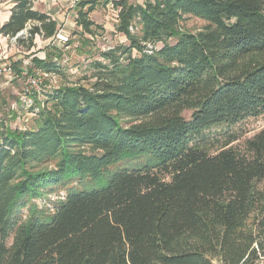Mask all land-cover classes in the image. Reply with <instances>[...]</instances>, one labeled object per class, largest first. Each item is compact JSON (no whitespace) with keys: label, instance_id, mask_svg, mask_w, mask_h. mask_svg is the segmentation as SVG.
Masks as SVG:
<instances>
[{"label":"trees","instance_id":"trees-1","mask_svg":"<svg viewBox=\"0 0 264 264\" xmlns=\"http://www.w3.org/2000/svg\"><path fill=\"white\" fill-rule=\"evenodd\" d=\"M33 1L0 26L32 22L26 51L59 28ZM104 2L125 42L44 92L28 127L0 118V264H264V127L243 128L264 116V0ZM94 4L73 35L95 34ZM60 56L26 70L62 75ZM220 126L239 130L203 141Z\"/></svg>","mask_w":264,"mask_h":264},{"label":"rangeland","instance_id":"rangeland-1","mask_svg":"<svg viewBox=\"0 0 264 264\" xmlns=\"http://www.w3.org/2000/svg\"><path fill=\"white\" fill-rule=\"evenodd\" d=\"M94 1V9L89 13V18L95 23V34L83 33L82 35H73L75 30H80L76 28L75 25V12L69 14V17L64 16V23L57 22L59 27L65 31L69 38L72 39V43L68 46H63L60 48L55 47V44L50 41L48 38H43L42 36H34L33 43L34 46L26 51L23 47L11 43L9 41L0 43V58L5 62L13 63L16 60L29 61L34 54L38 57H44L45 54L51 52L53 55H56L57 52H61L62 58L66 57V63L62 64L63 74L56 75L55 79L50 82L46 80L41 86V93H33L31 95L33 105L41 103L44 100V92L52 90L53 88L63 84L68 81H77L86 75H89V70L87 69V64L93 58L98 56L99 50H104L108 47L114 46L117 43L125 42L123 36L116 34L114 32V23L115 17L112 12V8L108 7L110 4L105 3L104 0H90ZM139 1V0H131ZM71 9V7H62L66 13ZM68 14V13H67ZM203 22L196 18H188L181 23L182 29L194 32L201 28ZM83 39H88V43L84 44ZM69 40V39H68ZM60 56V57H61ZM64 60V59H63ZM19 77L13 79L9 83H5V80L0 78V118L3 119L5 125L11 129L17 128L22 130L24 127H28L31 122V117L27 115V110L22 108L19 97L22 94L23 88L26 87L25 78ZM85 82V81H81ZM184 115L187 116L188 113L184 112ZM264 127V116L258 117L256 119H249L244 125L243 128L246 130V137L251 136L253 133ZM239 130L238 126H220L217 128H211L206 130L204 133V139L209 142L215 141L217 138L220 139L229 132H236ZM202 141V142H203ZM100 185L94 183L93 186L86 187L87 189L98 188ZM63 194V193H62ZM47 198L54 199L56 198L53 194L47 196ZM39 206H42L43 203L47 206L51 204L47 202L45 198L37 200ZM212 264H219L216 261H213Z\"/></svg>","mask_w":264,"mask_h":264},{"label":"built area","instance_id":"built-area-1","mask_svg":"<svg viewBox=\"0 0 264 264\" xmlns=\"http://www.w3.org/2000/svg\"><path fill=\"white\" fill-rule=\"evenodd\" d=\"M82 1H85V0H68V2L72 6L78 5ZM109 4L110 5L108 7L112 8V12L114 13L115 22H116L118 11L117 9L113 8L110 2ZM32 24H33L32 22L27 23L24 29L20 30L12 37L10 38L6 37V38L8 39L9 42L16 44V40L18 37L26 38L29 35L28 29H30ZM34 36H39V34H35ZM49 39L52 42V44L53 43L55 44V47L57 48L62 49L61 47L68 46L66 44L68 42L69 37L65 33V31L62 30L60 27L54 32L53 36ZM33 56H37V55L33 54ZM39 58H43V57H39ZM60 58H62V56ZM65 58L66 57H63L64 60L62 59L61 61L60 59H56V58L54 59L57 61L58 64L62 66V64L66 63L67 61V59ZM30 64H31L30 60L29 61L22 60L21 71L17 73L12 63L5 62L4 60H1L0 58V78L3 77V79L5 80V83H9L13 79L18 78L19 77L18 75H21V77L25 78L26 87L23 88L22 94H20L19 100H20L22 108L27 110V115L32 118L34 116V112L29 110V108L33 106V100L31 98V95L33 93H36V94L41 93L42 91L41 86L44 85L43 83L46 80L52 82L55 79L56 74L47 72L46 70L41 69V68H35L33 69L32 72H28L26 70V67L30 66Z\"/></svg>","mask_w":264,"mask_h":264},{"label":"crops","instance_id":"crops-1","mask_svg":"<svg viewBox=\"0 0 264 264\" xmlns=\"http://www.w3.org/2000/svg\"><path fill=\"white\" fill-rule=\"evenodd\" d=\"M15 2L16 0H0V26L8 20L11 13V8L15 5ZM68 6L71 7V9L67 12L68 13L67 14L64 10H62V7L64 8ZM76 6H72L68 2V0H34L33 1V8L35 10L44 12L49 16H51V18L54 19L56 22H61V23L62 22L64 23L63 21L64 16L69 17V14L75 12L74 8H76ZM77 10H78V6H77ZM6 41H8L6 36H2L0 34V43Z\"/></svg>","mask_w":264,"mask_h":264}]
</instances>
